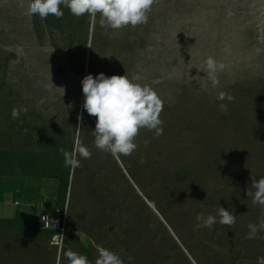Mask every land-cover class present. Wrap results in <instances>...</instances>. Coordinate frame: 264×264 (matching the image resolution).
Listing matches in <instances>:
<instances>
[{
	"label": "rangeland",
	"instance_id": "1",
	"mask_svg": "<svg viewBox=\"0 0 264 264\" xmlns=\"http://www.w3.org/2000/svg\"><path fill=\"white\" fill-rule=\"evenodd\" d=\"M27 4L0 0V134L22 146L16 132L27 136L44 122L66 130L69 137L83 131L92 153L81 160L89 169L85 174H101L116 187L108 193L95 189L98 198H89L86 176L78 178V195L69 202V219L80 228L77 239L94 251L100 246L116 252L125 264H135L139 253L145 254V264H197V259L200 264H233L227 254L231 246L241 251L236 264H256L264 256V232L251 240L246 233L250 223L264 219V208L253 205L247 191L254 192L252 177H264V0H154L146 23L119 30L101 27L99 15L76 17L67 8L59 19L50 16L49 28L44 19L26 15ZM209 56L224 65L215 88L205 71ZM101 72L148 85L163 101V134L157 138L140 129L137 148L129 155L145 163L136 173L139 184L127 174V182L108 176L109 153L94 146L96 121L82 107L81 80ZM219 92L233 100L217 101ZM220 103L227 104L226 112L219 110ZM21 106L27 112L13 119L12 109ZM3 135L0 145L7 143ZM181 168L191 173L184 183L173 178ZM48 185L53 191V183ZM46 201L50 208L51 194ZM220 206L236 216L233 225L197 227L198 214L215 215ZM27 208L5 193L0 217ZM110 208L111 221L89 223ZM129 229L138 231L128 234Z\"/></svg>",
	"mask_w": 264,
	"mask_h": 264
},
{
	"label": "trees",
	"instance_id": "2",
	"mask_svg": "<svg viewBox=\"0 0 264 264\" xmlns=\"http://www.w3.org/2000/svg\"><path fill=\"white\" fill-rule=\"evenodd\" d=\"M50 16L52 15L44 19V22L49 28L53 25ZM35 20L37 21L38 18ZM84 37L85 36H81L79 39V41H83L82 43L78 42L82 46L83 44L85 45V40H83ZM70 38V44H75L72 39L74 38V34H70ZM76 72L78 74L81 73L82 66L77 69ZM85 116L87 115L85 114ZM94 119L96 121V117H94ZM74 123H76L75 120ZM8 128L11 129L10 127ZM260 128L262 127L260 126ZM16 131L17 130H15V132ZM16 133L17 137L20 135L21 138H23V141H21L22 146L13 144L10 135L6 134L4 136L0 134L3 135L7 141L6 144L0 145V202H3L4 194L9 193L11 201L14 204H24L28 207V210L17 211L11 217H0V264H56L57 260V264H66L67 261L63 258L62 253L64 250L70 249V245H72V251L87 256L90 263L95 262L96 258H93V256L96 254L97 257V251L83 245L76 237L80 228L78 226V221H76V223L72 219H69V202L74 198V195H78L76 191V181H78V178L82 174L87 178L85 195L89 198L92 195L98 198L96 197L98 194L95 195V189H99L98 192L101 193H108L112 192L116 186H110V180L108 184V182H105V179H102L104 177H101V174L98 175L94 172L91 173V175H88V172L85 174L89 169L85 167L82 161V166L74 171L64 167L63 156L60 149L71 150L75 137H69L66 130L54 126L53 123L44 122L39 124L35 131H31L27 136L22 135V133L18 131ZM82 133L83 131H81L79 138L84 143L85 140ZM1 140L4 141L3 138ZM108 157L109 159H107V161L110 160V162L107 163H109L108 165L111 171V173L110 171L107 172L108 176L109 174L111 176L112 174H116L118 178L120 176L122 180L127 182L125 177V174H127L131 180L139 184L136 173L140 165H144L145 163H141L138 155H135V157H125L113 156L109 153ZM117 161L121 163L122 168L118 166ZM190 174L187 168H181L174 173L173 178L180 183H184L190 178ZM50 182L53 183V191L51 192L47 190L49 187L48 183ZM50 194L52 204L49 208L46 199ZM102 196V194L99 196L100 199ZM95 198L90 204H94L97 201ZM146 198L154 203L159 213L164 214V211H161L154 198L150 196ZM37 201L45 204L43 209L38 208ZM65 203H67L68 221L62 235V245L58 252L57 246L50 243L52 235L56 234L58 231L54 229L40 230L38 227V214L40 212L51 213L55 209H60V211H62ZM104 210L101 211L98 217L94 218V221L91 220L89 223L98 225L102 222L107 223L111 221L110 214H113V208L107 209L105 213ZM164 217L168 219L166 214H164ZM168 224H171L172 227V223ZM91 228L92 226L88 227V229ZM109 228L112 230L115 229L116 226L111 225ZM130 229L128 234H133L138 231H131ZM27 237H37L39 241L36 242L32 240L28 242ZM126 240H130V238H125V241ZM188 252H191V249H188ZM240 253L241 251L239 249H234L233 246L229 247L227 250L228 258L233 264L240 262ZM143 255L145 254L139 253L133 257L135 264L136 262L139 264L146 263ZM62 259H64V261H62ZM196 262L200 264L198 259Z\"/></svg>",
	"mask_w": 264,
	"mask_h": 264
},
{
	"label": "clouds",
	"instance_id": "3",
	"mask_svg": "<svg viewBox=\"0 0 264 264\" xmlns=\"http://www.w3.org/2000/svg\"><path fill=\"white\" fill-rule=\"evenodd\" d=\"M154 0H28L26 15L38 16L41 19L49 15L57 19L64 15L63 9L67 8L76 17L87 14L90 18L99 15L100 26L106 29L119 30L131 25L135 27L148 20L147 12L151 9ZM205 71L211 86L215 88L219 83L217 74L224 69L213 57L205 59ZM84 96L83 109L96 117L95 128L92 131L96 149L110 153L113 156H129L136 150L134 142L140 129L153 132L154 137L163 134L162 120L159 118L163 110V101L157 92L148 85L133 82L126 75L106 76L103 72L95 77L87 74L81 80ZM217 101L231 102L233 97L225 92H219ZM221 112L227 111V104L218 105ZM27 112L26 107L13 108L11 116L17 119L21 113ZM82 114L77 117L82 120ZM79 129V128H77ZM145 143H149L145 140ZM63 165L74 171L81 167L82 159L92 156L88 147L76 136L71 150L61 148ZM251 195L252 204L264 208V177H252ZM43 222H49L48 217H40ZM236 216L228 209L219 207L215 215L196 216L197 227L209 228L216 223L231 226L235 223ZM44 226L46 224L44 223ZM247 239L258 238L259 232H264V219L258 224L250 223ZM63 258L67 264H90L87 256L72 251L64 250ZM131 259V258H129ZM94 264H125L116 252L97 246V257ZM256 264H264V256L256 258Z\"/></svg>",
	"mask_w": 264,
	"mask_h": 264
},
{
	"label": "built area",
	"instance_id": "4",
	"mask_svg": "<svg viewBox=\"0 0 264 264\" xmlns=\"http://www.w3.org/2000/svg\"><path fill=\"white\" fill-rule=\"evenodd\" d=\"M38 216H39L38 227L40 230L54 229L58 231L56 234L52 235L50 239V243L60 248V246L62 245V235L63 232L65 231V226L68 221L67 203H65V206L62 209V211H60V209H55L51 213L40 212ZM41 216L48 217L49 222H43L40 218ZM44 223L46 224V226H44Z\"/></svg>",
	"mask_w": 264,
	"mask_h": 264
}]
</instances>
